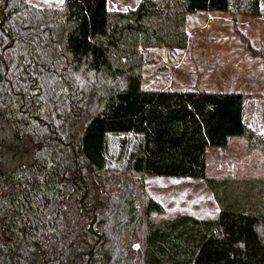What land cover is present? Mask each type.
<instances>
[{"label":"trees","instance_id":"trees-1","mask_svg":"<svg viewBox=\"0 0 264 264\" xmlns=\"http://www.w3.org/2000/svg\"><path fill=\"white\" fill-rule=\"evenodd\" d=\"M238 25L264 0H0V264H264V176H207V152L243 138V93L146 91V51L186 50L187 18ZM147 177L205 180L216 219L165 214ZM138 245V247H136Z\"/></svg>","mask_w":264,"mask_h":264},{"label":"rangeland","instance_id":"rangeland-1","mask_svg":"<svg viewBox=\"0 0 264 264\" xmlns=\"http://www.w3.org/2000/svg\"><path fill=\"white\" fill-rule=\"evenodd\" d=\"M27 1L38 8L63 6V2L59 0ZM113 2L115 1L109 3L111 8ZM248 20L249 17H239L240 30L248 36L255 48L264 49V20L259 18L253 22L244 23ZM187 29L190 32L195 30V32L191 34V50L186 55L183 56L184 53L181 52L170 56L167 49L159 50L156 54L145 53L149 61L144 67L146 79L143 89L162 91L167 84H170L173 89L195 88L205 92H241L250 98L255 96L257 99H253V102L248 104L247 122L249 126L252 119L255 120L254 131L264 134V59L250 56L246 45L232 33L230 22L210 23L207 21L206 13H195L188 16ZM180 60L183 61L181 67L174 71V66L178 65ZM231 150L234 151L231 153ZM231 150L224 155L226 172L222 174L241 176L242 173L238 168L235 172H230L231 165L228 164L235 156L238 158L242 155L243 149L239 146H231ZM257 153L262 158L263 172L264 157L260 152ZM262 172L259 170L254 173L255 180L263 178L264 172ZM210 173H217L214 172L212 164ZM178 180L181 179L146 178L144 189L166 208L165 214H153L152 221L157 223L184 214L200 219L214 218L215 200L204 181L183 182L181 180L173 187L159 188L160 183L168 185Z\"/></svg>","mask_w":264,"mask_h":264},{"label":"crops","instance_id":"crops-1","mask_svg":"<svg viewBox=\"0 0 264 264\" xmlns=\"http://www.w3.org/2000/svg\"><path fill=\"white\" fill-rule=\"evenodd\" d=\"M108 1L110 3V1H113V0H108ZM114 1L115 2H113V6H112V8L114 10L135 9L138 6L139 2H140V0H114ZM206 15H207V21H210V23L217 22V21L226 22V23L227 22L228 23L229 22L232 23V20H231V18L229 16L221 14V13L206 12ZM239 17H241V16H239ZM239 17H238V19H239ZM259 18L261 19V17H258V18H250L249 17V20L245 21L244 23H250V22H253L254 20L259 19ZM238 25H239V22H238ZM193 32H195V30ZM193 32L188 31V35H189L188 48L186 50H183V51L182 50H177V51H174V52H170L167 49V51L170 53V56L171 55H175L177 53L179 54L181 52L184 53L183 54V56H184L191 50V38H192L191 34ZM163 49H165V48H163ZM159 50H162V49L149 50V51H146V53H148V54L149 53H151V54L155 53L156 54V52H158ZM157 55H158V53H157ZM182 62L183 61L180 60L179 64L178 65L176 64L174 66V71L178 70L181 67ZM144 78L146 79L145 76H144ZM164 90L174 91V90H186V89H173L170 84H167L166 88H164L162 91H164ZM221 93H241V92H221ZM245 95H246V98H245V109H244V115H245L244 121L248 125V122H247V108H248V104H249V102H253V99H257V98L255 96L250 98L247 94H245ZM258 99H260V98H258ZM249 124H250L249 126L253 130H255V128H254V125H256L255 120L252 119L251 123H249ZM262 128H263V126H262ZM259 135L260 136H264V134H259ZM238 140H240V141H238ZM231 146H233V147L239 146V147H242V149H243V150H241V154L242 155L238 156V158H240V160H238V158L235 156L232 160H230V163L228 164V165H231V167L229 169L230 172L231 171L235 172L236 169L238 168L239 171H241V173H242V175H241L242 177L240 175L239 176L238 175H234V176L233 175H228V176H226V175L222 174V172H226L225 167H224V161H223L224 160V155H226L227 152L231 150ZM232 151H234V150H231V153H232ZM257 152H259V151H257V150H248L247 141L245 139H243V138L230 139V141L228 143V146L226 148H210L208 150V152H207V176L208 177H229V178H236V179L255 180L256 176H254V173L256 171H259V170L262 172V167H261L262 158ZM233 154H237V152H235V153L233 152ZM263 157H264V155H263ZM219 160H220V163H218ZM211 164L214 165V172H217V173L221 172V173L220 174H217V173L212 174V173H210ZM263 172H264V168H263ZM262 175L264 176V173ZM181 180H178L177 182L172 183V184H168V185L160 183L159 184V188L160 187L166 188L168 186H169L168 188H170V186L173 187V186L177 185L178 182H180ZM182 181L183 182H190V181H200V180H182ZM202 181L205 182V180H202ZM205 184H206V182H205ZM207 189L211 192V190L208 187H207ZM211 194H212V196L214 198V195H213L212 192H211ZM214 200H215V198H214ZM215 206H216V209H214L215 215H214V218H211V219L218 218L219 214H220V211H221V209H220L219 205L217 204L216 200H215ZM171 219H174V218H171ZM197 219H200V218H197Z\"/></svg>","mask_w":264,"mask_h":264},{"label":"snow or ice","instance_id":"snow-or-ice-1","mask_svg":"<svg viewBox=\"0 0 264 264\" xmlns=\"http://www.w3.org/2000/svg\"><path fill=\"white\" fill-rule=\"evenodd\" d=\"M59 2H61V3H62V2H63V0H59ZM136 247H138V245H137Z\"/></svg>","mask_w":264,"mask_h":264},{"label":"built area","instance_id":"built-area-1","mask_svg":"<svg viewBox=\"0 0 264 264\" xmlns=\"http://www.w3.org/2000/svg\"><path fill=\"white\" fill-rule=\"evenodd\" d=\"M261 18L264 20V15H263V16H261Z\"/></svg>","mask_w":264,"mask_h":264},{"label":"water","instance_id":"water-1","mask_svg":"<svg viewBox=\"0 0 264 264\" xmlns=\"http://www.w3.org/2000/svg\"><path fill=\"white\" fill-rule=\"evenodd\" d=\"M264 15V14H263Z\"/></svg>","mask_w":264,"mask_h":264}]
</instances>
